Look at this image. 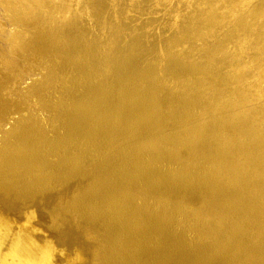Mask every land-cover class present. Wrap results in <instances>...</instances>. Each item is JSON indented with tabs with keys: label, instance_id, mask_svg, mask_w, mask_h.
Here are the masks:
<instances>
[{
	"label": "rangeland",
	"instance_id": "374dc122",
	"mask_svg": "<svg viewBox=\"0 0 264 264\" xmlns=\"http://www.w3.org/2000/svg\"><path fill=\"white\" fill-rule=\"evenodd\" d=\"M35 1L40 19L27 18L16 23L11 22L0 3V98L3 100V103H0V162L20 144L23 134L24 138H29L28 134L35 135L34 131L37 129L41 137L42 156L49 153L52 160L51 166L43 169L41 175H36V179L35 175H29V180L24 178L23 185L20 181L17 189L5 194L6 196L0 193V224L3 226L5 222L2 230L5 229L6 234L12 236L13 231L15 235L19 228L24 229V236L31 242L28 249L30 251H27L25 256L27 262L60 264L61 256L65 255L64 249L59 245L61 231L58 227H48L46 218L49 220L53 211L62 207L64 202L63 215L66 212L73 215L72 202H75L85 189L91 187L95 180L101 179L105 170L116 167L123 169L125 164L136 174L138 165L144 162L149 171L147 179L141 181L134 175L119 176L126 172V166L124 171L116 174L118 179L111 180L105 188L106 195L111 196V212L107 213L106 218L110 233L108 240L102 238L95 245L98 250L111 255L107 263L117 264L116 259L134 246L135 251L138 248L145 259H140V263L146 264H264V197L252 198L250 192L253 187L248 186L244 190L243 186L240 187V184L235 182L233 175L243 168V152L234 150L224 158L216 149L217 140L226 136L225 134L242 136L241 128L234 122L222 120V115H219L216 123L212 124L214 137L211 141L206 142L202 134L195 136L196 129L205 117L202 112L203 102L212 105L209 85L215 88L214 91L223 92L221 78L225 72H222V58L228 57V53L222 51L224 55L216 59L211 54L208 57V50L202 44V50L199 49L202 58L192 62L193 68H177L176 59H169L166 63L160 62L164 63V66H160L159 61L152 55L150 59V53L155 50L158 52L162 45V40L158 37L162 33L161 28L165 34L171 32L167 24L169 17L164 13L166 10L162 9V12L159 10L156 13L136 11L138 17L135 18L141 21L137 22L138 25L134 24L137 20L134 18L135 21L133 20L129 27L133 30L136 25L141 33L143 26L148 25L150 34H146V43L135 42L139 44V48L134 50L133 55L140 59L142 67L152 64L151 73L144 75L139 82H131L125 92L119 95L120 101L124 99L125 114L123 119L109 128L116 130L140 119L148 126L144 130L142 127L123 128L113 142L109 143L105 138L90 132L95 127L98 131L104 118H94L93 121L84 118V123L79 128H73L76 131H71L60 139V125L67 120L68 108L73 103L64 99L67 83L87 75L85 70L90 66V59L108 63L115 55H129L128 45L132 41L121 44L123 51L115 53L117 48L111 46L113 36L105 32L104 37L100 38V34L96 32L98 25L93 22L91 16L89 17L91 9L87 4L75 8L70 6L73 0H63V9L69 8L74 13L73 18L68 20L70 13L63 15L68 18H62L55 0ZM121 1L125 3L126 0ZM164 1V6L170 9L178 5L174 0ZM45 3L49 4L48 7ZM115 3L118 1L105 0L103 6L107 13L113 12L108 10V7H113ZM121 9L118 8L119 13H123L124 10ZM138 14H142V17ZM62 19L63 25L60 24ZM55 26L63 29V51L53 50L50 56L44 58L42 54L36 57L31 50L19 53L13 50L12 39L17 29L21 28L24 32L36 36L46 30L49 36L60 39L54 30ZM182 39L183 41L176 44L180 49L173 54L175 57L181 56L185 44L190 43V40ZM222 45V42L216 43L217 48L221 49ZM124 46L128 47V51ZM207 46L209 49L212 47L211 44ZM213 48L215 47L211 49ZM50 57L55 62L52 65L48 60ZM231 60L238 68L237 71L243 69L246 72L239 80L251 83L249 75L253 65L246 67L247 69L242 67V63L248 59H242L235 51ZM113 61L117 62L119 59ZM227 73L231 74L230 70ZM107 77L108 75L105 79ZM51 78L57 79L58 83L52 89L47 84ZM39 81L36 86H31ZM113 87L116 88V85ZM45 92L47 94H44ZM86 92L84 87L77 85L70 93L75 98L81 96V101L91 100L98 103L92 94ZM189 99H193V102H189ZM129 101L128 106L126 102ZM116 102L114 97L109 96L99 104L98 109L104 114L105 106L114 108ZM257 102L258 100H255L254 103ZM116 108L123 112L120 107ZM89 111L88 107L86 113ZM30 125L34 130L20 135L21 131ZM243 138L248 141L252 136L245 134ZM150 143L155 144L152 155L148 154L152 153L149 151L142 152ZM133 151L138 155H133ZM253 152L261 159L264 145L255 147ZM129 156L134 158L131 163L122 161ZM184 166L187 171H183ZM251 173L257 176L256 179L262 177L264 187V161L253 165ZM74 175H78L82 183L75 190L69 188L66 183L67 179ZM68 191L73 195H69ZM17 200L22 203L19 201V204ZM124 200H133L134 203L130 205ZM255 203H258L259 210L254 223H251L247 220V214L253 210ZM63 215L58 214L57 219L63 223H71L65 220ZM55 233L59 234L56 236ZM75 233L81 238H87L86 234H80L79 231L75 230ZM120 239L122 245L118 242ZM3 249L2 253L5 252V248ZM206 253L214 257L203 260ZM168 261L170 263H167Z\"/></svg>",
	"mask_w": 264,
	"mask_h": 264
},
{
	"label": "bare ground",
	"instance_id": "6f19581e",
	"mask_svg": "<svg viewBox=\"0 0 264 264\" xmlns=\"http://www.w3.org/2000/svg\"><path fill=\"white\" fill-rule=\"evenodd\" d=\"M55 1L57 2V7H59L62 18H68L63 15L70 13L68 20L72 19L74 13H72L69 8H66L65 10L63 9V0ZM115 1H118V3H115L113 7H108V10L113 11L111 13H107V9L103 6L105 0H73L71 2V7H84L85 4L90 7L91 12H89V17L91 16L93 18V22L98 25L96 32L100 34V38L104 37L105 32L113 36L114 39L111 38V46L113 48H117L115 53L123 51L121 49L123 47L120 45L124 42H128V40H131L132 42L128 45L130 51L129 55L118 54L117 57L115 55L114 59H119V61L114 62L113 59L108 63L90 59V66H88L85 70L88 76L86 75L82 78L70 80L68 83L66 82L68 86L64 92V99L70 102L73 101V103L68 108L69 112L67 120L60 125V139H63V135L66 137L69 132L74 130L76 131V129L73 128H79V126L84 123V118L87 121H93L94 118H104L101 121L102 126L100 125L99 130L96 131L97 127H95L91 129L90 132L92 134H97L101 138H105V140L109 141V143L113 142L115 137L123 128L130 127L131 129L133 127H142V130L146 129L148 124L141 119L136 121L134 124L119 127L116 130H111L110 128H112L113 124H115L118 120L123 119L122 117L125 114V109L123 108L124 99H121L120 101L119 95L122 92H125V89L131 82H139L143 79L144 75L151 73L152 64L151 66L146 65V67H142L140 65V59L133 55L134 50L139 48V44L135 42L146 43L148 40L146 38V34H150V26L148 28V25H144L146 27L141 25L143 26L142 30H140L141 33L138 32L139 29L136 28V25L133 30L129 27V25H131L130 23L135 21L134 18L137 16L135 12L140 10L143 12L151 11L156 13L159 10L162 12V9H165L166 12L164 13L169 17L167 24L170 26V28H168L171 32L165 34L161 28L160 31L164 34L160 33L158 37L162 40V45L158 48V52L155 50L152 54L150 53V59L152 55L153 58L159 61L160 66H164V63L169 62V59H176L177 68L182 69V67L185 66L186 69H190L194 67L192 62L198 61L202 58L199 53V49L202 50V44L205 45V48L208 50V57L211 54L212 57L216 59V57L224 55L222 51H224L225 54L228 53V57L222 58L224 61V63H222V72H225L224 77L221 78L223 82V92H220L219 90L214 91L215 88L213 89L212 86L209 85L210 91L212 92V105L207 104V102H203L202 112L205 114V117L196 129L195 136L197 137L202 134L203 137H205L206 142L211 141L214 137V128L212 127V124L214 125L216 123V119L219 115H222V120L234 122L236 126L241 128L242 136L235 135L233 133L225 134L226 136H222L217 140L216 149L223 154L221 157L224 156V158H227L226 155H231L234 150H241L243 152V159L241 162L243 168L241 171L236 173V175H233L235 182L239 183L240 187L243 186L244 190L247 189L248 186L253 187L250 192L252 198L264 197L262 177L256 179L257 176L251 173L253 165L255 166L256 164H260L264 161L263 152L261 153V159L258 156H255V153L253 152L255 147L264 145V0H174V2L178 3V5L173 9L164 6V0H126L125 3L121 0ZM0 3L3 5L8 17L13 23L27 18L40 19V13L37 10L35 0H1ZM48 5V3H45L46 7H48ZM119 7L124 10L122 11L123 13L118 12ZM50 8L51 7L49 6V9ZM143 8L146 9L143 10ZM140 15L142 17V14ZM140 21L141 20L138 18L134 24ZM63 23L64 21L62 19L60 24L63 25ZM54 30L60 39H56L54 36H49L46 30H42L41 35L36 36L32 35L30 32H24L21 28H19L16 30L12 39L13 50L17 53L23 50H31L33 54H36V57L42 54L44 58L50 56V52L53 50L57 52L63 51V39H61V36H63V29L59 26H55ZM182 38L190 40V43L188 45V42L185 44L186 46L183 48L181 56L175 57L173 54L177 53L180 49V47L179 49L176 47V44L178 45L179 41H183ZM218 42L223 43L221 46L223 50L222 48H217L216 43ZM209 44L215 48L211 49V47L209 49L207 46ZM127 49L128 47L125 50ZM152 49L153 48H151V50ZM235 51L242 57V59H248L242 63V67L244 69L253 65L251 75H249L250 80H252L251 83L246 81L243 82L241 79L239 80V77L246 72L243 69L242 71H237L236 69L238 68H236V65L231 63L232 55L235 56ZM48 60L51 65L55 63L51 57ZM160 62L164 63L160 64ZM90 67L92 72L90 71ZM229 70L231 74L227 73ZM112 72L114 74H112ZM106 75H108V77L105 79ZM239 81L241 82L239 83ZM38 83H40V81L33 83L31 86H36ZM47 84L52 89L58 85L57 79L51 78L47 81ZM114 84L116 85V88L113 87ZM77 85L84 87L85 91H87L86 93L92 94L93 98H95L96 101L98 100V103H94L91 100L81 101V96L80 98L72 96L70 92L75 90V86L77 87ZM48 93H50L49 90ZM44 94H47V92ZM109 96L114 97L117 101L116 106L120 107L123 112L118 110L116 106L110 109V106L108 105L105 106L106 110L104 114L99 111V104ZM152 97L153 99L155 98L153 94ZM255 100H258V102L254 103ZM189 102H193V99H189ZM0 103H3L1 98ZM126 104L129 106L130 101L129 103L126 102ZM254 105L255 108L253 109ZM88 107L90 108V111L89 113H86ZM33 128L34 127L30 125L29 128L22 130L20 135ZM34 132L35 135L31 133L28 134L29 138H24L23 134L20 144L1 160L0 193L2 195L17 189L20 181L22 183L23 180L29 178V175H32V177L35 175L36 179V175L40 174L43 169L51 166L50 163L52 160L49 153L45 156H42L41 153V137H39V129ZM245 134H251L252 139L248 141L244 140L243 136H245ZM154 146V143H150L149 145L147 144V146L144 147L146 150L143 149L142 152L149 151L152 153L148 154L152 155L154 153ZM132 153L133 155H138L134 151ZM133 159V157L129 156L126 160L124 159L122 161L131 163ZM222 161L224 160L222 159ZM123 165V169L128 166L125 169L126 172L119 167L112 170H105L101 179L99 178L95 180V183L91 187L85 189L78 199L74 200L75 202H72L73 215L68 212L65 213L67 210L64 211L66 215H63V210L65 208H63L65 204L64 202L62 207H59L57 210L53 211V213L51 211L52 215L50 214L51 216H49V220L46 218V221H48V227H51L52 229L58 227L60 228L58 230L61 231L59 245L62 247V250L64 249L63 252L65 255L61 256L59 260L60 264H109L107 262L111 255H106L102 250H98L96 246V242L98 240L102 238H104L105 241L108 240L110 233V226L106 223V218L108 217L107 213L111 212V203L109 199L111 196L106 195L107 189L105 188L109 183H111V180L118 179L119 176L131 177L134 175L141 181H144L149 176L148 166L144 162H141L138 165L136 174H134L132 169L130 170L129 165ZM119 171H124V173L116 177V174H118ZM183 171H187L185 166L183 167ZM35 179L32 178V180ZM254 179H256V181ZM67 180L68 182L66 183L67 186H70L69 188L72 187V189L75 190V188L81 186V179H78V175H74ZM69 195L71 194L69 193ZM19 201L18 203L20 204L21 201ZM124 202H127V204L130 205L134 203L133 200H124ZM252 207L253 210L250 212L248 211L247 220L254 223L256 213L259 210L258 203H255ZM56 211L59 215L62 213L64 219L71 223H63L60 219H57L58 214ZM252 211L253 213H251ZM6 220H3V222ZM4 223L3 226L0 224V264H29L25 256H27V251H30L28 249L31 245L29 244L30 241H27L24 236L26 235L23 231L24 229L22 230L19 228L15 235L13 231L12 236H8L5 229L2 230L5 225ZM73 227L76 228H74L76 231L81 232L80 234H86L87 238L82 237V239L81 236L75 233ZM58 234H56V236ZM118 242L122 245L121 239ZM3 248H5L4 253H2ZM203 257V260H210L214 257V255L212 256L211 254L206 253ZM140 259L145 260L143 258V254L141 251H138V248H136L135 251V247L132 246L119 256L116 259V262L117 264H146L140 263ZM167 263L170 262L168 261Z\"/></svg>",
	"mask_w": 264,
	"mask_h": 264
}]
</instances>
